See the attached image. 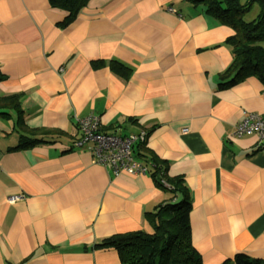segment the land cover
I'll use <instances>...</instances> for the list:
<instances>
[{
	"label": "crops",
	"instance_id": "obj_1",
	"mask_svg": "<svg viewBox=\"0 0 264 264\" xmlns=\"http://www.w3.org/2000/svg\"><path fill=\"white\" fill-rule=\"evenodd\" d=\"M66 14L50 0H0V97L17 95L23 111L19 124L0 109V264H121L102 239L152 233L146 213L166 191L73 145L94 113L102 132L144 131L149 154L182 177L202 264L264 259V146L234 135L245 113L264 115V86L219 87L231 28L187 0H89L62 25Z\"/></svg>",
	"mask_w": 264,
	"mask_h": 264
},
{
	"label": "trees",
	"instance_id": "obj_2",
	"mask_svg": "<svg viewBox=\"0 0 264 264\" xmlns=\"http://www.w3.org/2000/svg\"><path fill=\"white\" fill-rule=\"evenodd\" d=\"M89 0H50L53 7L67 14L62 25L74 19ZM202 5L206 13L228 26L232 34L226 42L232 49V61L221 74L219 87L234 85L247 77H256L264 86V0H187ZM258 6V13L251 19L246 14L251 6ZM110 68L123 76L128 69L112 60ZM11 107L17 112V122L22 123V113L17 95L0 97V109ZM0 114H5L0 112ZM43 133H50L41 130ZM29 140L30 144L42 141ZM27 141V140H26ZM22 140L21 146L26 145ZM261 146H264V142ZM135 156L148 167V174L155 184L166 191L167 199L146 213L152 233L142 230L117 233L102 239L100 247H112L121 264H202L201 256L191 243L189 211L191 208L188 189L179 176H170L168 165L149 154L143 142L134 145ZM180 197V198H179ZM222 264H264V259L237 252Z\"/></svg>",
	"mask_w": 264,
	"mask_h": 264
},
{
	"label": "built area",
	"instance_id": "obj_3",
	"mask_svg": "<svg viewBox=\"0 0 264 264\" xmlns=\"http://www.w3.org/2000/svg\"><path fill=\"white\" fill-rule=\"evenodd\" d=\"M172 10V8H169ZM77 128L80 136L75 139L74 146H82L90 143L95 163L109 169L113 173L120 171L131 174H145L148 167L135 155L134 145L144 141L146 133H130L127 135H117L105 133L100 130V121L97 114H90L78 119ZM185 131V130H184ZM234 135H256L260 145L264 141V115L256 112L245 113L234 127ZM20 195L9 197L10 201L18 200Z\"/></svg>",
	"mask_w": 264,
	"mask_h": 264
},
{
	"label": "rangeland",
	"instance_id": "obj_4",
	"mask_svg": "<svg viewBox=\"0 0 264 264\" xmlns=\"http://www.w3.org/2000/svg\"><path fill=\"white\" fill-rule=\"evenodd\" d=\"M246 18H250V12L246 14Z\"/></svg>",
	"mask_w": 264,
	"mask_h": 264
}]
</instances>
